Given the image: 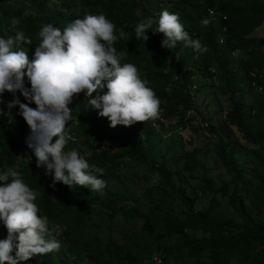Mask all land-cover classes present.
<instances>
[{
    "label": "trees",
    "instance_id": "16d2710c",
    "mask_svg": "<svg viewBox=\"0 0 264 264\" xmlns=\"http://www.w3.org/2000/svg\"><path fill=\"white\" fill-rule=\"evenodd\" d=\"M163 10L178 15L184 30L198 38L207 51L196 52L183 42L170 50L162 48L163 34L153 35L151 30L146 33L147 41L137 40L135 25L149 16L158 18L157 12ZM101 14L115 24L118 37L121 31L127 34V39H118L114 47L125 52L121 63H132L140 78L149 82L160 100L159 118L169 119L177 127H185L194 114L206 120L208 135L216 139L213 151L229 175L231 187L228 189L225 181L214 187L212 179L203 174L196 178L194 171L203 167L197 148L181 152L182 169L194 178L196 189L209 191L211 198L214 194L225 198L227 213L213 212L210 203L193 209L196 193L173 185L170 170L154 163L173 142H164L161 137V120L110 128L107 118L89 107L83 92L74 95L68 105L73 119L66 134L73 139H68L65 151L75 149L90 165L104 169L99 177L106 183L104 196L100 198L97 192L80 186L69 189L59 182L52 187V175L36 167V158L25 143L30 130L17 114L18 106H6L14 98L6 91L0 98V171L8 167L16 170L38 192L35 203L39 215L60 226L58 238L54 237L61 244L59 251L22 264L136 261L139 256L111 235L100 242L86 229L91 213L88 205L93 203L109 218L118 213L141 220L140 230L151 235L152 248L146 255L149 264H163L169 258L173 264H264V37L251 35L264 21V0H0V38L22 30L25 40L16 47L25 50L31 61L44 24L63 31L75 19ZM12 18L19 20L16 29L11 28ZM203 19L210 21L206 27L201 25ZM24 86L31 87L26 77ZM197 86L213 88L211 97L226 95L227 105L217 109L216 117L201 115L203 109L194 100ZM15 97L30 108L36 107L19 92ZM187 110L194 112L187 115ZM193 123L191 129L200 131L197 122ZM171 137L181 143L177 132ZM113 145L117 151L110 153ZM162 146L164 151L158 152ZM135 165L145 169L143 175L154 173L161 183L134 194L132 177L124 181L121 172L123 166ZM131 173L134 176L135 171ZM150 189H155L149 197L154 198L153 203L138 208L135 203L146 198ZM128 199L131 202L125 205ZM174 199L182 210L170 206ZM6 236L7 229L0 221V240ZM155 252L160 253L158 262H154L156 256L152 258Z\"/></svg>",
    "mask_w": 264,
    "mask_h": 264
},
{
    "label": "clouds",
    "instance_id": "9594fccd",
    "mask_svg": "<svg viewBox=\"0 0 264 264\" xmlns=\"http://www.w3.org/2000/svg\"><path fill=\"white\" fill-rule=\"evenodd\" d=\"M157 17L149 16L135 25L137 40L147 41L146 33L151 30L153 35L163 34L162 48L170 50L183 42L196 52L207 51L198 38L184 30L178 15L163 10ZM10 23L16 29L19 20L12 18ZM209 23L208 19L201 21L204 27ZM115 28L103 14L75 19L63 31L44 24L31 61L25 50L16 47L25 40L22 30L0 38V98L6 91L13 95L6 106H18L17 114L30 130L25 143L36 158V167L52 175V187L59 182L69 189L80 186L99 192L106 186L99 178L103 168L90 165L75 149L65 151L68 139H73L68 138L66 130L73 119L68 105L74 95L83 92L89 107L99 117L107 118L110 128L159 118L160 100L149 82L140 78L132 63H121L125 52H118L114 44L118 39H127V34L121 31L118 37ZM25 77L30 88L24 86ZM17 92L36 107L21 103L15 97ZM37 196L38 192L16 170L8 167L0 171V221L7 229L6 238L0 240V264H22L59 251L61 244L54 239L58 236L50 237L60 226L39 215Z\"/></svg>",
    "mask_w": 264,
    "mask_h": 264
},
{
    "label": "rangeland",
    "instance_id": "374dc122",
    "mask_svg": "<svg viewBox=\"0 0 264 264\" xmlns=\"http://www.w3.org/2000/svg\"><path fill=\"white\" fill-rule=\"evenodd\" d=\"M158 13H160V11L157 12V14ZM251 35L264 37V21L260 26L256 27L251 32ZM193 90L194 89L191 88V91ZM212 92H215V90L213 91V88H208L205 86H202L200 88L199 86H197V89L195 91V93H197L194 99L195 104L200 109H203V113H201V115L204 118H206L205 115L208 117H216V114L218 113L217 109L219 107L225 108V106L227 105L226 95L218 94V96L211 97ZM192 112L194 111L187 110L186 114L190 115ZM195 119L197 120V116H195ZM157 120L161 119L157 118L154 122H156ZM161 121L163 122L162 126L160 127L161 137L165 139L164 142L170 140H173V142H171L169 147L166 148V151L162 156L157 155L155 157L154 163L170 170L169 178L173 185H182L186 190L196 193V199L193 203V209H202L206 207L208 203H210L212 207L211 210L213 212L227 213L225 198L220 197L218 194H214L211 198L212 194L209 191H200L198 188L196 189V187L193 185L194 178L188 176L187 171L182 169L184 157H181V152L183 150L197 148L198 157L202 160L203 167L201 169H198L197 172L196 170L194 171V173L197 174L196 178L200 174L206 175L207 177L212 179L214 187L218 186L221 181H225L227 188L230 189L231 183L229 182V175L224 171L213 151V145L215 144L216 139H214L213 136L207 135L203 130L199 131L198 128L196 131L192 130L190 126H194L193 121H189L185 127L173 126V123H170L169 119H162ZM173 131L179 134L181 143L177 142L174 138L171 137ZM162 143L163 142L157 144L158 146H161ZM115 146L116 145H113V147L109 148L110 153H112L113 151H117V147ZM159 151H164V147L162 146L158 150V152ZM132 171H135L134 176L131 173ZM177 171H179L180 173L177 174ZM121 173L124 181L125 178L128 179L132 177L134 184L132 185L133 187L131 188V191H133L134 194H136L137 192L141 194L148 187L151 188L150 186L161 183V180L157 179L154 173L148 172L147 175H143L145 173V169L140 165H135L134 167L123 166ZM143 176H145V178H143ZM192 186H194L193 189ZM154 190L155 189H152L150 193L146 192V198L141 197L140 202H136L135 205H137L140 209L147 208L149 205H151L154 198L149 199V197L151 193L153 194ZM97 193L100 195V198H103V190ZM130 202L131 200L128 199L123 203L126 205ZM117 204H120V202H118ZM170 206L178 211L183 209L182 205L175 199L174 201L170 202ZM88 207L91 209L90 218L87 221L88 223L86 227L89 232L94 233L100 242L106 240L111 235V237L116 242L120 243L126 248H129L133 254L139 256L136 261H123L121 264H149L146 260V255L151 247V235L145 231L140 230L141 220L139 218H126L120 216V214L118 213H116L112 218H109L103 212V208H101V206H99L97 203L89 204ZM260 213L262 212L260 211ZM58 233L59 231L52 233V235H57ZM161 242H164V240H161ZM141 246H147V249L142 250ZM158 254L160 253L155 252L152 254V258L156 256L154 262H158L157 258H159L160 256H158ZM80 255L81 253H79V256ZM160 264H162V262ZM163 264H173V260L169 258L168 262H165Z\"/></svg>",
    "mask_w": 264,
    "mask_h": 264
},
{
    "label": "built area",
    "instance_id": "2783aa9c",
    "mask_svg": "<svg viewBox=\"0 0 264 264\" xmlns=\"http://www.w3.org/2000/svg\"><path fill=\"white\" fill-rule=\"evenodd\" d=\"M190 87H193V85H191ZM195 116H197V120L195 119ZM192 121L193 122H197V124L199 125L200 127V130L206 132V134L208 135L207 133V130L205 128H207V122L206 120H204L202 117H200L199 115H196L194 114V116L192 117Z\"/></svg>",
    "mask_w": 264,
    "mask_h": 264
}]
</instances>
